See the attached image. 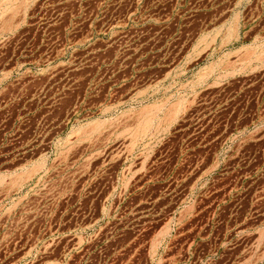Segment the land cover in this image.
I'll return each instance as SVG.
<instances>
[{
    "label": "rangeland",
    "instance_id": "1",
    "mask_svg": "<svg viewBox=\"0 0 264 264\" xmlns=\"http://www.w3.org/2000/svg\"><path fill=\"white\" fill-rule=\"evenodd\" d=\"M61 2L80 9L65 15L80 45L51 63L30 51L57 32ZM259 5L0 0V68L57 69L68 86L51 122L21 113L20 154L0 174V264H264Z\"/></svg>",
    "mask_w": 264,
    "mask_h": 264
},
{
    "label": "crops",
    "instance_id": "2",
    "mask_svg": "<svg viewBox=\"0 0 264 264\" xmlns=\"http://www.w3.org/2000/svg\"><path fill=\"white\" fill-rule=\"evenodd\" d=\"M251 9L252 11H263V18L255 19L254 26H264V5L251 6ZM79 11L78 7L64 6L62 2L56 6L52 5L51 13H56V18L51 23V26L57 29V32L46 40L43 51L36 46L34 52L33 50L30 51V55L36 57L38 52H40V55H43L51 63L63 61L70 54L71 49L69 47H73L75 44L76 46L80 45V39L77 42L68 43V33L66 32L76 26L80 30V21H67L65 15L70 13L74 17V15L80 13ZM255 42L257 49L254 52V57L264 58V29L256 32ZM258 44H261L260 47ZM1 54L3 52L0 48V56H2ZM13 58L15 61L19 60V54L15 53V49H12L9 55L10 60ZM18 67L15 65L12 68H0V174L4 173V159L7 157L9 163L15 164L14 161L20 154L21 136L19 129H16V127H19L22 123V111H25L29 117L31 114L35 117V113L39 111L41 113L40 119L48 118L51 122L54 110L63 111L68 109L65 107L63 100L60 101L64 97H59L61 93H65L68 90V86L63 82L66 78L63 71L52 68L45 70L28 68L22 70ZM33 83L36 92L30 93L28 89L32 87L31 84ZM55 119L58 120V116ZM65 119L66 116H61L60 122ZM5 127H9V131L6 132ZM57 140H62V136L57 137ZM44 141L52 143L53 137L50 135L48 140L45 137ZM17 167H20V165ZM238 259L240 260L237 264L250 263L249 259H245L244 256L241 258L238 256ZM251 264H257V262H252Z\"/></svg>",
    "mask_w": 264,
    "mask_h": 264
}]
</instances>
